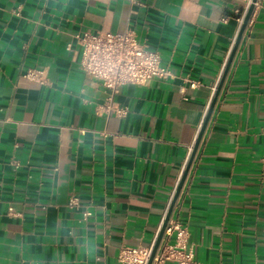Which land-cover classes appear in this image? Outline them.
<instances>
[{
	"label": "crops",
	"instance_id": "0c3cea01",
	"mask_svg": "<svg viewBox=\"0 0 264 264\" xmlns=\"http://www.w3.org/2000/svg\"><path fill=\"white\" fill-rule=\"evenodd\" d=\"M245 8L244 0H0V264H120V248L154 245ZM84 31H132L169 76L122 86L114 104L126 115L102 112L108 91L79 69L75 36ZM27 69L44 71V82L24 79ZM71 196L78 208H68ZM169 221L185 228L184 253L197 263L264 264V0Z\"/></svg>",
	"mask_w": 264,
	"mask_h": 264
},
{
	"label": "built area",
	"instance_id": "2783aa9c",
	"mask_svg": "<svg viewBox=\"0 0 264 264\" xmlns=\"http://www.w3.org/2000/svg\"><path fill=\"white\" fill-rule=\"evenodd\" d=\"M246 8L251 0H244ZM257 7L254 4L252 15ZM251 15V16H252ZM244 16V15H243ZM240 19V25L243 20ZM251 19V17H250ZM249 19V20H250ZM77 44L81 47L79 69L98 81L108 91V96L101 106L106 114L122 117L127 109L114 104V96L119 89L127 84L145 85L154 78L166 79L169 72L161 64L158 52L140 43L132 31L110 33L103 31H84L75 36ZM22 77L30 81L43 83L44 71L27 69ZM190 88H196L199 82L188 80ZM68 208L79 207V200L71 196L67 203ZM89 211L83 212V218L90 216ZM9 217L20 216L11 207L7 209ZM174 235V243L168 244L169 238ZM187 232L177 221H169L164 229L163 242L160 241L158 249L151 264H200L192 256L184 253ZM153 244L149 247H122L117 255L120 264H147L151 256Z\"/></svg>",
	"mask_w": 264,
	"mask_h": 264
},
{
	"label": "water",
	"instance_id": "95a60500",
	"mask_svg": "<svg viewBox=\"0 0 264 264\" xmlns=\"http://www.w3.org/2000/svg\"><path fill=\"white\" fill-rule=\"evenodd\" d=\"M256 2H257V0H251L250 4L248 5V7H247V9H246V11H245V14H244V16H243L242 23H241V25H240V29H239L238 35H237L236 40H235V42H234V45H233V47H232V50H231V53H230V55H229L228 61H227L226 65H225V67H224V71H223V73H222V75H221V78H220V81H219V83H218V85H217V89H216V91H215V93H214V96H213V99H212V101H211V103H210V105H209V108H208V111H207L206 116H205V118H204V121H203V123H202V126L200 127V130H199V132H198L197 138H196L195 143H194V145H193V148H192V151H191L190 157H189V159H188L187 165H186V167H185V169H184L183 175H182V177H181V179H180V181H179V183H178V185H177V188H176V190H175V192H174V195H173V197H172V199H171V201H170V204H169V207H168V209H167V212H166L165 218H164L163 223H162V225H161V228H160V231H159L158 236H157V238H156V241L154 242V245H153V248H152V252H151V256H150V258H149L147 264H151V263H152V259H153L154 255H155V253H156V251H157V249H158V246H159V244H160V241H161L162 236H163V233H164V229H165V227H166V225H167V222H168V220H169V218H170V215H171L172 209H173L174 204H175V202H176V200H177V198H178V195H179V193H180V190H181V188H182V185H183V183H184V180H185V178H186V175H187V173H188V170H189L190 165H191V163H192V160H193V158H194V155H195V153H196V151H197V148H198V145H199L200 139H201V137H202V135H203V133H204V130H205L206 124H207L208 119H209V117H210V114H211V112H212V110H213L214 104H215V102H216V98H217V96H218V94H219V92H220V89H221V87H222V84H223V82H224V79H225V77H226V74H227L228 69H229V67H230L231 61H232L233 56H234V54H235V52H236V50H237L238 44H239V42H240V40H241V37H242V35H243V33H244L246 27H247V24H248V22H249V19H250L251 15H252V12H253V9H254V4H255Z\"/></svg>",
	"mask_w": 264,
	"mask_h": 264
}]
</instances>
